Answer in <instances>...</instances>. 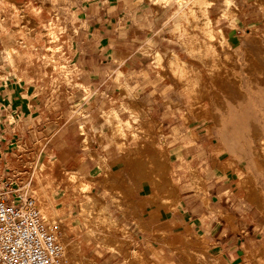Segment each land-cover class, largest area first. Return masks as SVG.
Here are the masks:
<instances>
[{"label": "rangeland", "instance_id": "374dc122", "mask_svg": "<svg viewBox=\"0 0 264 264\" xmlns=\"http://www.w3.org/2000/svg\"><path fill=\"white\" fill-rule=\"evenodd\" d=\"M83 1L89 0H0V33L19 36L17 39L14 36L12 45L0 53V80L23 79L30 86L40 82L37 85L42 94L52 93L59 102L62 96H80V71L76 67L80 62L148 64L156 69L142 73V79L153 80L148 85L161 84L163 88L157 89L158 93L171 90L183 95L186 126L194 124V120L208 123L219 117L227 119L226 114L230 118L237 110L236 104L246 101L250 136L258 141L260 135L255 133L251 124L260 123L263 115L260 107L264 106V0H215L207 15L202 16L198 11H192L194 0H151L152 8L149 10L161 18L160 24H153L151 16L150 23H147L148 30H151L132 41L133 47L129 50L134 54L129 53L121 59L107 54L76 56V51L85 46L83 41L77 43L72 39V35H82L79 33L78 12L81 9L78 7ZM88 12L90 19L98 20L97 8H89ZM131 28L136 32L135 26ZM109 34L112 35L111 32ZM227 35L233 38L229 39ZM87 42L90 51L95 48L91 41ZM174 54L185 63L170 61ZM180 66L185 69H180ZM138 88L132 85L127 75H121L117 94L133 102L140 95ZM57 106L66 107L63 102ZM68 106L72 115L81 114L78 104L73 103L71 109ZM124 107L133 113V119L123 121L113 109L104 114L110 123V136L116 142L124 143H119L122 159L118 162L126 163L127 167L131 165L133 175L143 174L146 167L151 170L149 175H155L158 170L155 165L162 164L167 158V153L159 152L157 147L163 125L147 110L138 109L136 104H125ZM67 131L52 136L46 132L41 137L35 134L37 140L32 147L28 140H17L10 150L0 152V157H4L0 162V195L12 196L16 190L35 197L48 227L57 232L56 238L58 231L63 230L66 237L80 247L79 264H88L90 260L99 264L97 257H101L98 255L103 250L122 254L130 264H145L146 258L132 244L131 234L117 222L107 219L108 213L99 208V201H104L93 189L94 185H104L116 197L124 195L119 187L110 183L113 176L119 178V175L108 173L105 159L92 147L94 142L103 143V133L95 131L91 134L83 126L75 135L80 137L76 146L75 128L71 126ZM126 131L135 133L132 137L138 141L136 149L128 147ZM81 147L90 149V157L99 161L106 180L85 175L87 165L81 167L82 162L75 160ZM145 148L156 151H146ZM250 150L260 173V142L250 146ZM159 169L168 170L165 166ZM249 181L243 185L246 192H260L259 187ZM165 185L173 192L170 180ZM194 185L201 189V183ZM11 187L14 191L10 190ZM90 196H95L94 208L85 205ZM77 228V234L73 233ZM152 233V243L161 245L152 247V255L162 261V245H167L166 239L158 232ZM77 235L93 244L89 252L91 256Z\"/></svg>", "mask_w": 264, "mask_h": 264}, {"label": "crops", "instance_id": "0c3cea01", "mask_svg": "<svg viewBox=\"0 0 264 264\" xmlns=\"http://www.w3.org/2000/svg\"><path fill=\"white\" fill-rule=\"evenodd\" d=\"M81 4L78 13L82 35H72V39L77 43L83 41L85 46L76 51V56L107 54L121 59L134 54L129 50L133 47L132 41L151 30L147 26L150 17L153 24L161 21L149 10L151 0H89ZM89 8L98 9V20L90 19ZM97 23L98 27L93 26ZM14 36L19 37L0 33V53L12 45ZM87 41L95 45L91 51ZM76 67L80 71L81 94L59 96V102L52 93L42 94L37 85L40 82L30 86L23 79L0 80V152L10 150L17 140H28L32 147L37 140L35 134L41 137L46 132L52 136L66 132L71 126L75 128L76 146L80 137L75 135L81 127H86L91 134L102 132L103 143L94 142L92 147L105 159L108 173L119 175V178L113 176L110 183L119 187L124 195L116 197L100 184L93 189L103 198L110 218L131 234L132 244L146 258L145 264H264V106L260 107L263 114L260 123L251 124L260 135L256 141L250 136L246 101L236 104L237 110L230 118L226 114L227 119L219 117L208 123L194 120V124L186 126L183 95L171 90L158 93L157 89L163 88L161 84L148 85L153 80L142 79V73L156 71L148 64L132 66L126 62L88 61ZM121 75H127L132 85L139 87L140 95L133 102L117 94ZM61 102L66 106L64 109L57 106ZM73 103L81 107L80 115H72L68 110V105L71 109ZM130 103L147 110L163 125L157 147L159 152L167 153V158L155 165L158 169L155 175H149L151 170L147 167L143 174L133 175L131 165L127 167L126 163L118 162L122 159L119 146L124 143L119 144L110 136V123L104 114L113 109L119 119L131 120L133 113L124 107ZM126 134L128 147L136 149L138 141L132 137L135 133L126 131ZM258 142L260 173L250 150V146ZM76 155L75 160L82 162L81 167L87 165L84 171L87 177L106 180L99 161L90 157L89 148L81 147ZM3 158L0 157V162ZM164 166L167 171L159 169ZM167 180L175 188L173 192L166 187ZM248 180L257 185L260 192L247 193L243 185L245 181L248 184ZM196 182L201 183L200 190L194 185ZM75 230L72 232L77 234L78 228ZM152 231L166 239L167 245H162V261L152 255V247H161L152 243ZM77 237L89 254L93 244L89 239ZM98 256H101L97 257L99 264H130L122 254L108 250Z\"/></svg>", "mask_w": 264, "mask_h": 264}, {"label": "built area", "instance_id": "2783aa9c", "mask_svg": "<svg viewBox=\"0 0 264 264\" xmlns=\"http://www.w3.org/2000/svg\"><path fill=\"white\" fill-rule=\"evenodd\" d=\"M64 259L37 199L16 190L12 196L1 194L0 264H61Z\"/></svg>", "mask_w": 264, "mask_h": 264}, {"label": "bare ground", "instance_id": "6f19581e", "mask_svg": "<svg viewBox=\"0 0 264 264\" xmlns=\"http://www.w3.org/2000/svg\"><path fill=\"white\" fill-rule=\"evenodd\" d=\"M215 0H194L193 1V4L191 6V9L193 12H199L200 15H207L208 11H209V8L211 7L212 4H214ZM231 6V5H230ZM181 7V6H180ZM179 8V7H177ZM180 10V9H179ZM178 10V11H179ZM195 14V13H194ZM193 14V15H194ZM204 17V16H203ZM209 20L211 21L210 17H208ZM207 18V19H208ZM187 21V20H186ZM208 27V26H207ZM208 29V28H207ZM210 30V27L209 29ZM212 31V30H211ZM216 34V33H215ZM208 36V35H207ZM212 37V36H211ZM222 40V39H221ZM218 41V40H217ZM224 41V40H223ZM198 42V41H197ZM220 42V41H218ZM223 43V42H222ZM224 43H226V41H224ZM253 43V42H252ZM253 45V44H252ZM233 53V52H232ZM232 56V55H231ZM234 56V55H233ZM159 59L162 58L161 54H159ZM172 57V56H171ZM194 58V57H193ZM235 58V57H234ZM170 61H172L173 63H185L181 58H179L176 54H174V56L172 57V59H169ZM160 61V60H159ZM172 65V64H170ZM177 65V64H176ZM182 65H186V64H182ZM179 66V65H178ZM191 67V66H190ZM194 67V66H193ZM255 67V66H254ZM184 67H181L180 66V69H182ZM185 69V68H184ZM193 68H191L190 70H192ZM185 70H183L184 72ZM186 72H187V68H186ZM236 75V74H234ZM254 77V76H252ZM263 85V84H262ZM254 87V86H253ZM209 96V95H208ZM207 96V97H208ZM262 146V145H261ZM264 147V146H263ZM263 149V148H262ZM264 151V150H263ZM261 152V151H260ZM264 154V153H263ZM261 155V154H259ZM264 157V156H263ZM259 159H261L259 157ZM85 185V184H84ZM86 188V186H83V189ZM94 203H95V196H90L89 199H87V201L85 202V205H87L88 207L90 208H94ZM99 208H100V211H102L103 213H107L106 211V208H105V205H104V202L102 201H99ZM47 214V212H46ZM107 215V219H109L111 221V218ZM48 218V217H47ZM50 221V220H49ZM53 221V220H52ZM51 221V222H52ZM53 223V222H52ZM54 225V224H53ZM52 225V226H53ZM56 230H57V227H55ZM55 232V231H54ZM59 235H57V240H59L61 242V246L62 248L64 249V253H65V259H64V263L63 264H79V259H78V253L80 251V247L78 246L77 243H75L74 241H71L69 240L67 237H66V234L64 233L63 230H59L58 231ZM57 234V232H56ZM87 264V263H86ZM88 264H97L95 261H88Z\"/></svg>", "mask_w": 264, "mask_h": 264}]
</instances>
